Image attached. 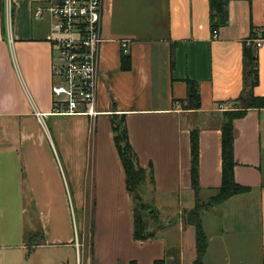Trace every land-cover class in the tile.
Masks as SVG:
<instances>
[{
  "label": "crops",
  "instance_id": "1",
  "mask_svg": "<svg viewBox=\"0 0 264 264\" xmlns=\"http://www.w3.org/2000/svg\"><path fill=\"white\" fill-rule=\"evenodd\" d=\"M9 1L10 9L0 0V118L19 139L24 190L40 222V233L30 235L41 241L34 246L74 248L82 264H193L196 228L181 216L197 200L211 202L221 186L222 114L238 107L244 93L245 43L264 36V0H227L228 22L216 38L211 0H104L95 118L53 112L52 18L34 16L48 0ZM123 40L131 60L126 71ZM253 50L259 69L253 93L264 97V43ZM189 80L199 89L198 110L185 107ZM113 115L126 116L140 166H152L149 190L175 199L177 220L144 241L135 238L136 202L114 142ZM194 130L198 195L191 185ZM234 133L235 180L251 190L202 214L204 264H264V109L236 120ZM70 199L81 213L79 229ZM77 259L60 256L61 264ZM42 263L36 256L35 264Z\"/></svg>",
  "mask_w": 264,
  "mask_h": 264
},
{
  "label": "trees",
  "instance_id": "2",
  "mask_svg": "<svg viewBox=\"0 0 264 264\" xmlns=\"http://www.w3.org/2000/svg\"><path fill=\"white\" fill-rule=\"evenodd\" d=\"M225 2L227 0H211V28L213 32L219 31L228 22ZM253 49V46H248L245 43V90L241 99L237 102L239 106L224 111L222 114L224 119L222 127V182L216 196L211 199L213 205L222 204L236 195L245 194L251 190L249 187L240 185L235 180V167L237 164L234 153V122L244 118L251 109H264V97H257L253 93L254 88L259 83L258 58ZM121 63L123 70L131 69L130 56L123 55ZM187 84L189 99L185 107L190 110H198L201 108V100L197 83L189 80ZM112 130L114 142L125 170L127 190L134 196L135 202L137 201L141 209L144 210L146 206L139 193L147 178L153 183L152 166H150L149 170L140 166L138 156L130 142L125 115H113ZM190 147L191 185L195 194L198 195L200 191V138L198 130H194L190 134ZM197 202L193 210L185 211L181 217L186 225L196 228L197 256L193 264H204V258L209 245L202 223V209L206 205L200 204L198 200ZM135 225V238L137 240L144 241L152 237V235L143 234L145 228L143 219L137 215ZM155 264H165V262L161 260L155 262Z\"/></svg>",
  "mask_w": 264,
  "mask_h": 264
},
{
  "label": "built area",
  "instance_id": "3",
  "mask_svg": "<svg viewBox=\"0 0 264 264\" xmlns=\"http://www.w3.org/2000/svg\"><path fill=\"white\" fill-rule=\"evenodd\" d=\"M8 2L10 9L9 0L6 5ZM103 11L104 0H48L34 14L41 18L48 13L52 18V33L47 41L54 52L53 112L58 115L92 118L98 115L100 53L105 42L102 37ZM213 36L216 38L218 31H214ZM246 43L259 49L264 36L249 39ZM121 46L123 54L127 55L129 41L123 40ZM77 264H82L80 255Z\"/></svg>",
  "mask_w": 264,
  "mask_h": 264
},
{
  "label": "rangeland",
  "instance_id": "4",
  "mask_svg": "<svg viewBox=\"0 0 264 264\" xmlns=\"http://www.w3.org/2000/svg\"><path fill=\"white\" fill-rule=\"evenodd\" d=\"M44 15V22H49V14ZM13 127L9 120L0 118V264H35L36 256L43 258L42 264H61L60 256L62 255H68L72 263L76 262L78 255L74 248L34 246L41 241L32 240L30 235L40 233V222L38 216L32 214L28 191L24 190L21 160L17 154L19 139L13 133ZM143 186L139 194L146 207L142 210L136 201V215L143 219L145 227L143 234L157 236L162 226L178 218V215H173L175 199L162 198L151 192L149 190L151 182L148 178ZM70 200L72 220L75 227L78 225L79 229L81 213L75 199ZM204 205L206 207L202 209V214L206 217V214L211 211L209 208L213 206L209 201ZM154 206L158 209L155 210V214L149 215L151 207L154 208ZM87 209L89 210L88 206ZM87 216L89 222L91 217L89 214ZM84 257L85 255H83V261Z\"/></svg>",
  "mask_w": 264,
  "mask_h": 264
},
{
  "label": "water",
  "instance_id": "5",
  "mask_svg": "<svg viewBox=\"0 0 264 264\" xmlns=\"http://www.w3.org/2000/svg\"><path fill=\"white\" fill-rule=\"evenodd\" d=\"M237 106H239V105H237ZM210 205L214 206L211 202H210ZM153 214H155V209L153 207H151L149 215H153Z\"/></svg>",
  "mask_w": 264,
  "mask_h": 264
}]
</instances>
